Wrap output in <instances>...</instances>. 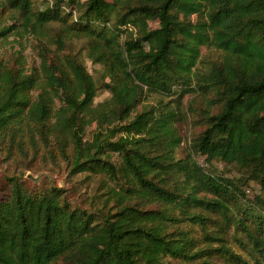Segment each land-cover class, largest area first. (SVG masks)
Returning a JSON list of instances; mask_svg holds the SVG:
<instances>
[{
	"label": "trees",
	"instance_id": "trees-1",
	"mask_svg": "<svg viewBox=\"0 0 264 264\" xmlns=\"http://www.w3.org/2000/svg\"><path fill=\"white\" fill-rule=\"evenodd\" d=\"M15 36L40 63L22 44L0 60V144L39 137L107 198L83 209L8 178L0 264H264V195L248 194L264 191V0H0V48ZM93 120L119 125L85 140ZM182 122L195 136L178 158Z\"/></svg>",
	"mask_w": 264,
	"mask_h": 264
},
{
	"label": "rangeland",
	"instance_id": "rangeland-1",
	"mask_svg": "<svg viewBox=\"0 0 264 264\" xmlns=\"http://www.w3.org/2000/svg\"><path fill=\"white\" fill-rule=\"evenodd\" d=\"M11 19H7V26L12 25ZM155 27L156 24H151ZM18 37H12L8 43L0 48V60L9 59V55L13 52L20 50V45L24 49L23 56L27 61L29 67L39 66L40 60L37 55L36 41L32 38H21L17 40ZM86 41L76 40L73 42L72 47L69 51L78 53L81 56L85 66L91 75L96 79L99 77L101 68L94 65L92 61L88 58V53L84 49ZM111 95L102 90L98 98L95 100V105L101 104L109 100ZM159 97L155 95L146 94L142 100V105L153 106L159 101ZM118 123L114 122H103L98 120L88 121L84 125L85 140L92 139L93 135L97 132L108 133L109 129L118 127ZM179 129L183 137V144L177 151L178 158L186 157L188 153V147L195 136L194 128L191 124L180 123ZM120 135H117V139ZM36 138V146L27 144L23 151H20L17 146L12 148L10 141L0 144V188L7 182V179L12 176L22 177L26 184L32 186H45L47 183L53 186H58L65 190L68 195L70 202L73 206H78L83 209H93L96 207H101L104 200L107 198V190L104 185V178L99 175H93L91 173H78L71 174L66 167L65 162L60 157L57 148H54V155L50 156L47 154L46 149L42 145L39 137ZM116 140V139H115ZM203 166L206 165L204 158L199 157L197 159ZM111 161L114 163L118 162V157L113 156ZM216 168L219 170H228L223 164H215ZM231 170V169H230ZM91 174V175H90ZM232 176H238L237 172H234ZM248 194L252 196L253 194L264 195V191L261 189L260 184L252 183ZM96 203V205H94Z\"/></svg>",
	"mask_w": 264,
	"mask_h": 264
}]
</instances>
